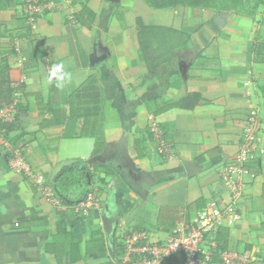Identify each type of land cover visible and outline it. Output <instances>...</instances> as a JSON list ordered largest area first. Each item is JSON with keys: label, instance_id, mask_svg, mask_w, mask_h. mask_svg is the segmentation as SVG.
I'll return each mask as SVG.
<instances>
[{"label": "crops", "instance_id": "0c3cea01", "mask_svg": "<svg viewBox=\"0 0 264 264\" xmlns=\"http://www.w3.org/2000/svg\"><path fill=\"white\" fill-rule=\"evenodd\" d=\"M83 3L92 22L70 0H0V57L17 89L0 104V264H141L134 239L165 241L230 201L222 176L252 112L261 129L242 198L207 246L210 264L224 250L264 264V50L249 52L264 49V0L252 17ZM57 63L71 73L63 88L49 82ZM72 162L91 173L98 207L78 205L84 186L55 191Z\"/></svg>", "mask_w": 264, "mask_h": 264}, {"label": "built area", "instance_id": "2783aa9c", "mask_svg": "<svg viewBox=\"0 0 264 264\" xmlns=\"http://www.w3.org/2000/svg\"><path fill=\"white\" fill-rule=\"evenodd\" d=\"M30 21L33 22V19ZM248 122L249 126L242 133L237 152L229 160L222 176L225 187L230 193V201L228 203L223 201L207 203L197 214L193 226L174 230L165 241L151 244L145 242L144 238L134 239L132 241L134 246L140 240L142 241L140 246L132 249L138 262L141 264H163L165 258L180 254L184 257L182 264H210L214 251L211 244L209 247L207 246V242L212 243L218 229L230 224L233 210L242 198L239 179L245 173L244 165L256 147L257 136L261 129L255 112L250 113ZM148 130L151 139L156 143L157 153L167 156L170 153V147L158 122H150ZM98 204V191L92 189L85 194L84 201L78 205L98 207ZM218 256L223 264H229L230 261L235 264H244L249 259L246 254L236 255L228 250L219 252Z\"/></svg>", "mask_w": 264, "mask_h": 264}, {"label": "trees", "instance_id": "16d2710c", "mask_svg": "<svg viewBox=\"0 0 264 264\" xmlns=\"http://www.w3.org/2000/svg\"><path fill=\"white\" fill-rule=\"evenodd\" d=\"M71 3H79L82 6V10L79 13H84L89 17V21L92 22L94 15L87 10L84 5L86 0H70ZM146 5L153 9H173L176 7L185 8H197V9H216L218 11H225L229 9H236L237 6H243V3L250 2V0H142ZM263 4V0H254L251 11L248 17H252L258 7ZM219 14V13H218ZM77 18V15H75ZM262 45L252 44L250 45L249 52L261 53L263 52ZM10 70L9 64L6 59L0 57V104H9L12 101L13 93L17 90L11 87V81L8 76ZM91 173L88 169L82 165L81 162H72L62 169V173L59 178L56 179V185L65 182L64 184L69 186L75 184L76 187L84 186L85 190L81 191V195L85 194L92 189L91 185ZM70 183V184H69ZM72 186V185H71ZM87 188V189H86ZM60 191V189H59ZM72 191H75L72 189ZM97 191V190H96ZM60 194V193H58ZM62 195V194H60ZM81 196V197H82ZM80 197V198H81ZM175 255L169 256L164 259L163 264H166L167 260L171 259Z\"/></svg>", "mask_w": 264, "mask_h": 264}, {"label": "rangeland", "instance_id": "374dc122", "mask_svg": "<svg viewBox=\"0 0 264 264\" xmlns=\"http://www.w3.org/2000/svg\"><path fill=\"white\" fill-rule=\"evenodd\" d=\"M254 0H250V2L243 3V6H237L236 9H229V10H225V11H218V10H214V9H210L214 12H216L217 14H223V13H229V14H234L236 16H248L249 12L251 11V8L253 6ZM256 12V11H255ZM65 182L59 184L58 186H56L55 191L57 193H61L63 195L67 194H73L75 193L76 190H78L79 188L75 186V184H70L69 186L64 184ZM72 185V186H71ZM60 189V191H59ZM72 189H74L75 191H72Z\"/></svg>", "mask_w": 264, "mask_h": 264}, {"label": "clouds", "instance_id": "9594fccd", "mask_svg": "<svg viewBox=\"0 0 264 264\" xmlns=\"http://www.w3.org/2000/svg\"><path fill=\"white\" fill-rule=\"evenodd\" d=\"M55 81L57 88H63L71 80V73L64 70V65L57 63L52 66L49 74V82Z\"/></svg>", "mask_w": 264, "mask_h": 264}, {"label": "water", "instance_id": "95a60500", "mask_svg": "<svg viewBox=\"0 0 264 264\" xmlns=\"http://www.w3.org/2000/svg\"><path fill=\"white\" fill-rule=\"evenodd\" d=\"M219 19H220V18L218 17V18L216 19V21H215V22H216V23H218V20H219Z\"/></svg>", "mask_w": 264, "mask_h": 264}]
</instances>
